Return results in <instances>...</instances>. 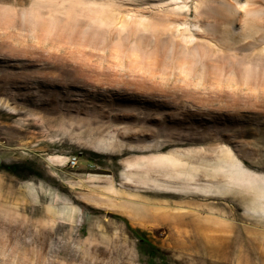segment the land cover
I'll return each mask as SVG.
<instances>
[{
	"label": "rangeland",
	"instance_id": "rangeland-1",
	"mask_svg": "<svg viewBox=\"0 0 264 264\" xmlns=\"http://www.w3.org/2000/svg\"><path fill=\"white\" fill-rule=\"evenodd\" d=\"M0 209L62 263L264 264V0H0Z\"/></svg>",
	"mask_w": 264,
	"mask_h": 264
},
{
	"label": "trees",
	"instance_id": "trees-1",
	"mask_svg": "<svg viewBox=\"0 0 264 264\" xmlns=\"http://www.w3.org/2000/svg\"><path fill=\"white\" fill-rule=\"evenodd\" d=\"M45 6L53 7L42 1L37 2L36 7L40 15L45 14L44 11L47 10ZM59 9H61L62 18L64 17L63 20L66 21V15L69 14L70 9L67 6L57 7L54 5L53 9L50 8V12H59ZM52 20L60 21L54 17ZM60 34L64 35V32L62 31ZM56 100L63 101L64 96H57ZM57 116L61 117V115ZM34 226L35 230L31 231V241L27 242L29 228L26 217L0 209V256L6 257V259L0 258V264H132L133 258L129 251L121 245L120 240L115 247L108 248L95 244L90 246L85 254L73 256L63 263L59 262L58 256L52 252V231L40 224ZM195 245L192 243L193 247ZM141 246L150 261L157 260L163 254L146 240L141 239Z\"/></svg>",
	"mask_w": 264,
	"mask_h": 264
},
{
	"label": "built area",
	"instance_id": "built-area-1",
	"mask_svg": "<svg viewBox=\"0 0 264 264\" xmlns=\"http://www.w3.org/2000/svg\"><path fill=\"white\" fill-rule=\"evenodd\" d=\"M68 162H69V164H71L73 167L77 166V164H78L77 157L70 158Z\"/></svg>",
	"mask_w": 264,
	"mask_h": 264
},
{
	"label": "crops",
	"instance_id": "crops-1",
	"mask_svg": "<svg viewBox=\"0 0 264 264\" xmlns=\"http://www.w3.org/2000/svg\"><path fill=\"white\" fill-rule=\"evenodd\" d=\"M7 140V139H6ZM2 145H7V141H3ZM5 153V152H4Z\"/></svg>",
	"mask_w": 264,
	"mask_h": 264
},
{
	"label": "bare ground",
	"instance_id": "bare-ground-1",
	"mask_svg": "<svg viewBox=\"0 0 264 264\" xmlns=\"http://www.w3.org/2000/svg\"><path fill=\"white\" fill-rule=\"evenodd\" d=\"M65 165H67V161H66Z\"/></svg>",
	"mask_w": 264,
	"mask_h": 264
}]
</instances>
